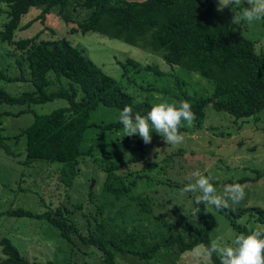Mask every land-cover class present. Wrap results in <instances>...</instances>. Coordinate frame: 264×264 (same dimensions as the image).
Segmentation results:
<instances>
[{
  "label": "rangeland",
  "instance_id": "374dc122",
  "mask_svg": "<svg viewBox=\"0 0 264 264\" xmlns=\"http://www.w3.org/2000/svg\"><path fill=\"white\" fill-rule=\"evenodd\" d=\"M81 1L68 0L61 9L58 6L51 8L43 23L35 20L26 28H17L13 38L31 37L40 30L39 38L67 39L71 44L82 48L106 74L115 78L134 100L148 99L152 104L161 99L181 101L174 96L179 93L174 85L175 77L183 80L181 86L190 95H206L211 91L212 84L207 79L196 72L167 63L156 52L95 31L84 34L75 31L77 22L86 18L89 13L81 6ZM243 1L234 4L232 10L228 7L218 10L219 15L227 26L255 40L257 50L264 51L262 19L252 24L233 22L234 16L239 18L241 15L240 4ZM214 2L217 4V0ZM0 8L1 28L7 16L4 3H0ZM38 12L39 8L30 7L21 16L19 25L30 21ZM71 28L75 30L72 31ZM127 57L142 64L156 65L161 74L146 70L135 72L131 68L122 74L121 62ZM19 58L24 60L21 56ZM22 68L24 80L7 82L0 79V88L10 94L33 90L26 65ZM0 69L10 76L20 73L14 62V55L11 54V46L1 41ZM57 86L58 82L55 81L49 88ZM156 88L167 89L172 95H165ZM66 105L67 101L63 98L31 104L28 108L27 105L0 103V238H9L19 253L29 260L54 259L58 264H100L102 253L94 246L83 244L73 234L70 235L73 244H66L45 219L9 215L7 211L11 209L23 208L39 213L45 205H66L70 210V219L84 234H87L88 229L94 228L96 220H101L108 222L114 229L133 226L149 235L155 234L154 239H167L175 231L182 233L187 228L186 221L192 222L190 208L193 198L198 197L199 193L184 192L182 189L186 184L194 182L193 171L208 175L218 193L223 192L225 185L232 184L229 181L240 177H255L257 171L264 172V110L259 111L255 118L234 119L228 113L214 110L208 105L199 124L193 116L190 121H181L180 125L184 127L180 132L183 136L181 143L167 144L154 132L151 141L145 144L144 158L130 162L128 159L140 152L137 148L139 143L135 138L124 140L122 128L99 134V125L117 120L119 114L114 107L99 105L91 113V125L86 129L80 144L81 149H90L91 153L80 159L73 183L66 186L57 177L60 162L39 160L26 163L24 136L16 137L32 122L34 115L45 114ZM104 155L124 162L119 169L124 174V182L134 181L127 196L115 198L103 195ZM91 182V189L95 194L90 199L87 189ZM239 185L244 191V197L237 203L229 201V206L264 205V174ZM138 194L150 197V211L142 210L129 196ZM74 203H81V206L76 207ZM207 216L212 224L211 241L223 238L230 243L235 235L240 234L230 226L225 216L208 204ZM238 222L251 229L262 227L248 213L241 215ZM150 240V237H146V241ZM115 260L116 264H198L191 251L179 252L174 245L161 249L148 260L119 252L116 253Z\"/></svg>",
  "mask_w": 264,
  "mask_h": 264
},
{
  "label": "trees",
  "instance_id": "16d2710c",
  "mask_svg": "<svg viewBox=\"0 0 264 264\" xmlns=\"http://www.w3.org/2000/svg\"><path fill=\"white\" fill-rule=\"evenodd\" d=\"M67 2L68 0H0L6 6L7 16L0 28V41L11 46V54L20 70L19 75L10 76L0 69V79L7 82L24 80L22 66L26 65L34 87L33 90L18 94H10L0 88V103L27 105L28 108L31 104L55 98L67 101L66 106L34 115L32 122L16 137L24 136L26 163L39 160L60 162L58 180L70 186L78 173L80 159L91 153L90 149H81L80 144L86 129L91 125L89 119L92 111L99 105L114 107L118 112L128 106L134 113L143 115L152 103L148 99L134 100L82 48L71 44L65 38H39L40 30L31 37L13 38L17 28H26L35 20L43 23L51 8L58 6L61 9ZM244 2L245 0L240 4L242 8L246 6ZM81 6L89 13L86 18L77 22L76 30L71 28L72 31L82 34L95 31L109 38L151 50L160 54L167 63L196 72L212 84L208 94L196 96L188 94L182 88L183 80L174 78V85L179 92L174 96L179 100H188L186 102L190 104L197 124L204 118L205 107L208 105L214 110L228 113L234 119L255 118L259 111L264 110V51L257 50L255 40L235 32L225 24L214 0H82ZM30 7L39 8V12L20 26L21 16ZM262 25L264 26V19ZM121 67L122 74L129 68L135 72L146 70L161 74L156 65L142 64L131 57L125 58ZM55 81L58 86L49 88ZM156 90L172 95L167 89ZM99 126V134L122 128L118 119ZM183 130L184 127L179 124L178 131ZM132 138L139 143L137 148L140 152L128 160L136 162L144 158L145 144L135 135L123 137L124 140ZM103 160V195H112L115 198L127 196L134 181L132 179L128 183L124 182V174L119 172L124 162L115 161L108 155H104ZM263 174L264 172L257 171L255 177H240L229 182L243 184ZM87 194L91 199L95 193L88 188ZM129 196L142 210L150 211L149 196ZM197 198H193L190 208L192 222L186 221L187 228L182 233L175 231L167 239H154L155 234L149 235L133 226L114 229L108 222L101 220H96L94 228L88 229L87 234H84L70 219V210L66 205H45L39 213L23 208L11 209L7 213L43 218L66 244H73L70 236L73 234L83 244L94 246L102 253L100 264H116L115 255L118 252L148 260L161 249L173 245L179 252L191 251L197 245L207 246L211 242L212 224L207 216V204L200 203ZM74 205L80 207L81 203ZM197 207L200 210L195 213ZM215 210L225 216L230 226L240 234L253 230L238 222L244 213H248L253 220L264 226V205H228ZM146 237L151 240L146 241ZM0 252V264H58L54 259L39 261L25 258L7 237L0 238ZM211 264H219V256L213 255Z\"/></svg>",
  "mask_w": 264,
  "mask_h": 264
},
{
  "label": "clouds",
  "instance_id": "9594fccd",
  "mask_svg": "<svg viewBox=\"0 0 264 264\" xmlns=\"http://www.w3.org/2000/svg\"><path fill=\"white\" fill-rule=\"evenodd\" d=\"M239 3L240 0H217L216 8L223 10L228 7L232 10L233 5ZM245 4L246 6L240 9V17H233L234 23L252 24L264 19V0H246ZM117 119L125 135H135L141 138L144 144L151 141L152 133L155 132L167 144L174 145L183 140L178 125L182 120L190 121L192 111L188 102H169L161 99L154 102L143 115L124 106ZM192 174L195 177L194 182L186 184L182 191L198 192L197 199L202 204L206 203L219 210L227 207L229 201L237 203L244 197V191L237 183L225 185L223 192L218 193L208 175L196 171ZM199 210L197 207L195 213ZM191 252L198 264H211L213 255L219 256V264H264V226L247 234H237L230 243L223 238L213 239L207 246H195Z\"/></svg>",
  "mask_w": 264,
  "mask_h": 264
},
{
  "label": "water",
  "instance_id": "95a60500",
  "mask_svg": "<svg viewBox=\"0 0 264 264\" xmlns=\"http://www.w3.org/2000/svg\"><path fill=\"white\" fill-rule=\"evenodd\" d=\"M91 186H92V182H91V184H90L89 188H91Z\"/></svg>",
  "mask_w": 264,
  "mask_h": 264
}]
</instances>
